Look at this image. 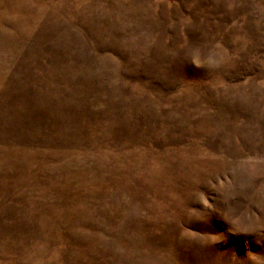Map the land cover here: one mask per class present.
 <instances>
[{
  "label": "rangeland",
  "instance_id": "1",
  "mask_svg": "<svg viewBox=\"0 0 264 264\" xmlns=\"http://www.w3.org/2000/svg\"><path fill=\"white\" fill-rule=\"evenodd\" d=\"M0 264H264V0H0Z\"/></svg>",
  "mask_w": 264,
  "mask_h": 264
}]
</instances>
